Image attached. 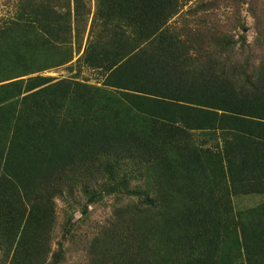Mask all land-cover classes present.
Returning a JSON list of instances; mask_svg holds the SVG:
<instances>
[{
    "label": "trees",
    "instance_id": "trees-1",
    "mask_svg": "<svg viewBox=\"0 0 264 264\" xmlns=\"http://www.w3.org/2000/svg\"><path fill=\"white\" fill-rule=\"evenodd\" d=\"M190 1L7 0L0 264H264V0Z\"/></svg>",
    "mask_w": 264,
    "mask_h": 264
},
{
    "label": "rangeland",
    "instance_id": "rangeland-1",
    "mask_svg": "<svg viewBox=\"0 0 264 264\" xmlns=\"http://www.w3.org/2000/svg\"><path fill=\"white\" fill-rule=\"evenodd\" d=\"M201 1H206V0H191L189 2V4L185 7L184 11L189 10L192 7H196L198 5L199 2ZM225 4L221 3L219 5L213 6V8L211 9L212 11V17L219 19L220 21H222V23H227L226 20L228 18H233L232 15L234 13V9L233 8H226L224 7ZM192 20L194 19L195 15H190L188 14ZM13 16V6L10 3H7V0H0V19L2 18H9ZM186 16V15H184ZM184 16L181 17H177L176 18V23L178 25H182L185 21L184 20ZM196 17V16H195ZM1 22V21H0ZM228 24V23H227ZM231 25V24H230ZM77 59V57H76ZM75 59V60H76ZM75 72H71L67 69V68H61V69H57V70H53L51 72H47L45 73L46 75H51L57 78H63V77H69L71 74H73ZM83 74H85V76L87 75L88 77H91L92 82L97 83L100 80L101 76H97L96 73H90L89 70L85 69L83 71ZM252 202H255L254 199H249V198H245L244 200L240 201V204L242 205H251ZM239 205V204H238ZM59 206H60V210H62L63 208V204L61 202H59ZM95 219H97L98 221H104V219H106V213L105 211H99L95 216ZM65 264H85L84 260L81 258V255L78 252H75L74 254H69L68 255V259L66 260Z\"/></svg>",
    "mask_w": 264,
    "mask_h": 264
}]
</instances>
